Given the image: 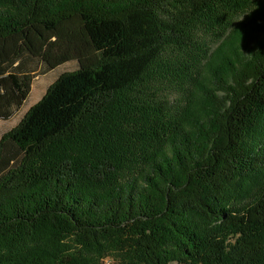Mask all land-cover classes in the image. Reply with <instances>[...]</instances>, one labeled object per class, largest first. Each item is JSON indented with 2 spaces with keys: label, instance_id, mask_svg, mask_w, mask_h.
Segmentation results:
<instances>
[{
  "label": "trees",
  "instance_id": "1",
  "mask_svg": "<svg viewBox=\"0 0 264 264\" xmlns=\"http://www.w3.org/2000/svg\"><path fill=\"white\" fill-rule=\"evenodd\" d=\"M37 62L78 68L0 139V264H264V0H0V122Z\"/></svg>",
  "mask_w": 264,
  "mask_h": 264
},
{
  "label": "rangeland",
  "instance_id": "2",
  "mask_svg": "<svg viewBox=\"0 0 264 264\" xmlns=\"http://www.w3.org/2000/svg\"><path fill=\"white\" fill-rule=\"evenodd\" d=\"M245 15L238 17L234 24V29L238 28L240 24L245 21ZM226 37L218 38L214 36H207L206 43L208 47L212 49V52H216L220 49V47L225 42ZM78 68L77 62H69L56 70L48 72L45 69V66L42 65L40 62L33 64V70L38 75V77L33 82L32 92L28 102L24 105V107L19 110L15 111L14 115L8 121H1L0 122V139L3 134L14 128L20 120L23 118L25 113L29 110L30 107L38 103L43 95L46 93L49 86L58 78V76L64 72H71ZM169 98L172 100H178L181 102H186L188 99L187 93L182 90H178L175 88H171L168 92ZM101 264H105V260L102 261ZM177 264V263H172Z\"/></svg>",
  "mask_w": 264,
  "mask_h": 264
},
{
  "label": "clouds",
  "instance_id": "3",
  "mask_svg": "<svg viewBox=\"0 0 264 264\" xmlns=\"http://www.w3.org/2000/svg\"><path fill=\"white\" fill-rule=\"evenodd\" d=\"M105 264H116L115 258L110 256L105 258Z\"/></svg>",
  "mask_w": 264,
  "mask_h": 264
}]
</instances>
